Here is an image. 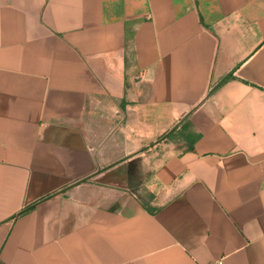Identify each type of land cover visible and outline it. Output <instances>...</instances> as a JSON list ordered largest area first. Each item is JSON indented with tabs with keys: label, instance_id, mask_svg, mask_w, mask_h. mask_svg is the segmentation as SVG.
Segmentation results:
<instances>
[{
	"label": "crops",
	"instance_id": "obj_1",
	"mask_svg": "<svg viewBox=\"0 0 264 264\" xmlns=\"http://www.w3.org/2000/svg\"><path fill=\"white\" fill-rule=\"evenodd\" d=\"M264 264V0H0V264Z\"/></svg>",
	"mask_w": 264,
	"mask_h": 264
},
{
	"label": "built area",
	"instance_id": "obj_2",
	"mask_svg": "<svg viewBox=\"0 0 264 264\" xmlns=\"http://www.w3.org/2000/svg\"><path fill=\"white\" fill-rule=\"evenodd\" d=\"M213 264H224V258L221 257V258H219V259H216V260L213 262Z\"/></svg>",
	"mask_w": 264,
	"mask_h": 264
}]
</instances>
